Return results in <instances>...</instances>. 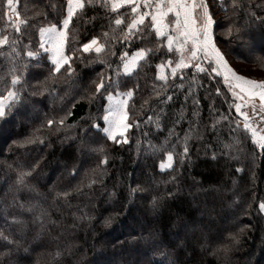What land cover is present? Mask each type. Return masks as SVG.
<instances>
[{"label":"trees","instance_id":"1","mask_svg":"<svg viewBox=\"0 0 264 264\" xmlns=\"http://www.w3.org/2000/svg\"><path fill=\"white\" fill-rule=\"evenodd\" d=\"M3 4L0 0V34L13 38L18 34L7 26ZM209 4L215 38L229 66L239 75L261 79L252 68L264 71L258 62L264 56V0H238L235 9L232 0ZM66 5L67 0H17L20 16L30 26H22L17 44L21 57L15 61L27 64L26 85L21 99L0 118V232L14 241L0 240V264H248V259L264 264V215L259 209L264 151L235 116L234 98L222 77L191 66L172 77L166 66L167 83L157 79V65L178 57L166 45L157 49L154 33L125 41L122 31L131 15L127 6L119 10L126 14L125 24L117 27L114 13L87 2L69 25L65 51L94 36L107 46L99 56L77 52L71 77L63 68L53 74L48 55L39 48V28L61 26ZM245 24L251 27L247 30ZM140 48L152 52L125 74L121 53L127 52V59ZM29 49L39 53L36 59L24 55ZM0 51L10 50L5 46ZM0 65L5 66L0 76L10 83L5 56ZM101 75L111 78L113 95L134 93L126 144L120 137L119 144L108 140L103 132L106 94L91 95ZM61 118L63 125H47L49 119ZM28 139L33 142L26 143ZM229 143L232 147H225ZM84 150L92 157L79 166ZM168 152L172 168L161 170ZM105 156L108 162L101 164ZM30 168L29 188L17 192V173ZM55 168L63 174L53 173ZM43 175L48 177L40 181ZM197 189L207 193L202 202L194 199ZM63 192L67 197L57 198ZM13 196L26 207L31 203L48 209L55 223L48 217L43 226L40 220L33 222L34 214L14 205ZM109 199L111 208L105 206ZM131 203L138 206L134 211ZM230 215L237 221H229ZM13 216L25 219L27 227L8 223Z\"/></svg>","mask_w":264,"mask_h":264},{"label":"snow or ice","instance_id":"2","mask_svg":"<svg viewBox=\"0 0 264 264\" xmlns=\"http://www.w3.org/2000/svg\"><path fill=\"white\" fill-rule=\"evenodd\" d=\"M85 2L95 4L99 8L114 13V24L117 27L125 24L126 14H122L119 10L127 6L130 8L131 15L122 31L123 39L129 41L137 34H140L138 38L144 39L154 33L158 42L157 49L166 45L168 53L178 57L168 59L166 63L157 65V79L167 83L168 76L164 72L166 66L171 67L172 77H176L178 70L182 73V70L189 66L201 72L210 70L217 75L222 72L224 82L229 87L234 98L235 111L243 117V129L246 133H250L252 142L264 151V79H252L239 75L229 66L215 38L214 25L216 21L212 11H210L209 0H67L66 16L62 21V26L57 23H48L46 26L39 28V48L48 54V59L53 65V74H60L63 68L64 73L71 77L74 74L72 61L77 52H95L99 56L107 46L106 43L99 42V39L94 36L89 41L72 48L70 53H66L65 48L69 42V25L73 23L74 16L82 13ZM226 2L227 0H225ZM232 5L233 9H235L238 5V0H232ZM220 7L223 8L224 4H221ZM3 9L2 15L6 18L7 26L11 27L18 35L10 38L7 34H0V49H4L7 46L10 50L7 54L0 51V56H5L8 59L10 67H7L6 74L11 77L9 83L5 76H0V84H3L4 87V94H0V118L5 117L7 112L21 99V91L26 85L23 73L27 64L21 63L18 65L15 61L21 57V51L18 50L17 44L20 42V36L23 35L22 26H30L28 19L21 18L17 0H4ZM146 20L148 21L147 23ZM228 31L231 33L232 29L229 28ZM236 31L239 33L240 29L237 28ZM104 36L107 37L108 33L105 32ZM72 39L75 40V36ZM150 52H152L150 48H140L128 59H125L128 53L122 52L121 60L124 73L132 72L137 67L138 61L144 60ZM13 55L14 58L9 59ZM24 55L28 58L36 59L39 53L29 49L24 51ZM258 62L264 64V56L259 57ZM204 65H207V68ZM4 67V65H0V70H3ZM181 79H183L182 75ZM93 83L95 84V89L91 95L94 97L97 94H106L105 98L108 101L103 115L105 125L103 132L110 141H114L117 144L121 143V140L117 139V136H119L122 138L123 143H128L125 132L133 126L132 123L127 122L129 119V100L133 97V91L117 92L113 95L110 90L112 88L111 78L104 75H101L99 80ZM156 95L159 96L160 93L157 91ZM244 108H249L250 112L243 111L242 109ZM54 123L63 125L64 120L61 118L58 122L52 119L47 121L48 126ZM236 123L239 127V122ZM159 126L157 123V127ZM93 127L99 128L100 125L95 124ZM185 138L187 139V136ZM25 142L32 143L33 141L28 139ZM239 142V140L234 141V143ZM225 147H232V143L226 144ZM183 153L185 155L188 153L186 146L183 149ZM167 160V164H160L161 169L165 167L172 168L173 154L171 152H168ZM107 162V156L100 161L101 164H106ZM73 174L75 175V172ZM31 175V168L17 173V192L29 188L30 182L28 178ZM67 195V192L57 193V198L61 196L67 197ZM17 203L23 211L34 214L33 222L40 220L43 226L44 218L48 217L49 222L55 223V221L51 220L48 209L31 203L26 207L24 203H19L17 198L13 196V204L16 205ZM153 204H156L155 198H153ZM259 209L264 212V202L259 204ZM5 220L8 222L7 217H5ZM8 223L16 224L20 228L27 227V221L17 216H13ZM0 240L5 244L14 243L10 238V234L6 235L4 232H0ZM56 255L59 256L61 253L58 251Z\"/></svg>","mask_w":264,"mask_h":264},{"label":"rangeland","instance_id":"3","mask_svg":"<svg viewBox=\"0 0 264 264\" xmlns=\"http://www.w3.org/2000/svg\"><path fill=\"white\" fill-rule=\"evenodd\" d=\"M245 26H247L246 27V29L248 30L249 29V27H251L250 25H248V24H245ZM248 33H246V35H247ZM264 39V38H263ZM251 67H253L252 65L251 66H249V67H246V69L247 68H251ZM253 69V75L255 76L256 75V77H259V78H261V79H263L264 78V71H262V72H258L257 70H256V68L255 67H253L252 68ZM242 70V69H241ZM115 95V94H114ZM105 125H104V122H103V127H104ZM126 133V132H125ZM117 137H119V136H117ZM121 138V137H120ZM88 139H92V137H88ZM84 141V140H83ZM90 152H88V151H83L82 152V154H80L79 155V166L81 165V164H83V163H86L87 161H89L90 159H91V154H89ZM168 163V161L167 162H165L164 164H167ZM60 169V168H59ZM58 168H55V170L53 169V173H55V174H60V173H62L63 174V170H59ZM134 169H137V167H135ZM161 169V168H160ZM165 169H168L167 167H165V168H163V169H161V170H165ZM53 173H50L49 174V176H52L53 175ZM48 176L47 175H43V176H41V179L42 180H40V181H44L45 180V178H47ZM3 183L4 182H2V183H0V189L1 188H3ZM206 192V191H205ZM204 191H199V189H197V194L194 196V199H198V201H200V202H202L206 197H207V193H205ZM111 199H109V200H107V201H105V206L108 208V207H112V205H111ZM133 203H131V204H129V206L131 207V209L134 211L135 209H137V204L136 205H132ZM227 207H229L231 210H232V206L231 205H229V203H228V206ZM263 213V215H264V212H262ZM136 217V216H135ZM202 217V215L200 216V218ZM202 218H205V216H203ZM201 218V219H202ZM207 219V218H206ZM222 222H224L225 221V219H220ZM229 221H237V219H234L233 218V215L231 216L230 215V217H229V219H228ZM139 224L141 225V226H143L144 224H142L140 221H139ZM23 233V232H22ZM103 238V237H102ZM170 240H172V239H170ZM36 244V242L35 241H33L32 242V244ZM257 248V246L255 247V249ZM255 258H257L258 256H257V253H255ZM253 262V261H252ZM252 262L250 261V259H248L247 260V263L248 264H252ZM262 264V263H261Z\"/></svg>","mask_w":264,"mask_h":264},{"label":"built area","instance_id":"4","mask_svg":"<svg viewBox=\"0 0 264 264\" xmlns=\"http://www.w3.org/2000/svg\"><path fill=\"white\" fill-rule=\"evenodd\" d=\"M243 111H248V112H250V109L249 108H244V109H242ZM234 113H235V116L238 118V121L241 123V125H243V117L242 116H240V115H238L237 113H236V111H234ZM257 119H258V117H257Z\"/></svg>","mask_w":264,"mask_h":264},{"label":"crops","instance_id":"5","mask_svg":"<svg viewBox=\"0 0 264 264\" xmlns=\"http://www.w3.org/2000/svg\"><path fill=\"white\" fill-rule=\"evenodd\" d=\"M65 16H66V15H65ZM146 21H147V20H146ZM147 22H148V21H147ZM61 26H62V25H61ZM134 53H135V52H134ZM134 53H133V54H134ZM133 54H132V55H133ZM47 55H48V54H47ZM132 55H131V56H132ZM131 56H129L128 58H130ZM128 58H127V59H128ZM50 62H51V61H50ZM138 62H139V61H138ZM137 64H138V63H137ZM122 70H123V65H122ZM133 70H134V69H133ZM133 70H132V71H133ZM123 72H124V71H123ZM220 76H221L222 79L224 80V78H223V73H222V72H221ZM228 89H229V87H228ZM229 92H230V94H231V96H232V93H231L230 90H229ZM232 97H233V96H232ZM257 103H258V101H257Z\"/></svg>","mask_w":264,"mask_h":264}]
</instances>
